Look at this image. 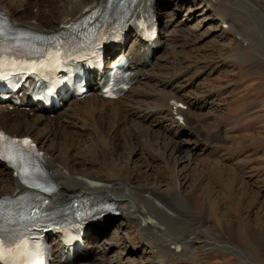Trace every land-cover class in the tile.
<instances>
[{
    "label": "rangeland",
    "instance_id": "374dc122",
    "mask_svg": "<svg viewBox=\"0 0 264 264\" xmlns=\"http://www.w3.org/2000/svg\"><path fill=\"white\" fill-rule=\"evenodd\" d=\"M202 1L161 0L168 13L160 16L162 31L168 26L165 34L181 41L164 44L148 70L168 68V76L179 81L182 96L196 106L191 119L203 146L196 150L198 139L193 137L185 140L182 151L174 150L165 145L168 141L161 137L165 131L156 122L149 133L145 129L150 121L139 124L124 116L120 125L105 120L108 143L102 138V147L82 135V144L93 145L94 151L85 155L79 146L75 156L98 164L94 170L101 176L110 177L116 170L119 177L122 170L126 183L153 188L155 196L181 193L188 199L190 212L178 206L176 214L169 212L171 218L159 214L163 222L160 219L161 227L153 230L160 231L159 243L170 236L176 240L166 255L169 264H264V249L257 258L249 249L255 236L264 240V15L251 12L245 0L233 7L226 0H212L221 7L204 14ZM249 5L264 11V0ZM176 6L181 7L179 15ZM222 17L232 21L231 30L222 29ZM74 107L66 105L59 115L71 114ZM84 120L79 123L85 124ZM62 126L57 128L61 131ZM192 149L193 163L188 164L187 152ZM110 217L113 221L103 228L107 232L100 238L98 251L106 253L111 264H158L153 251L141 242L138 222L126 224L120 214Z\"/></svg>",
    "mask_w": 264,
    "mask_h": 264
},
{
    "label": "bare ground",
    "instance_id": "6f19581e",
    "mask_svg": "<svg viewBox=\"0 0 264 264\" xmlns=\"http://www.w3.org/2000/svg\"><path fill=\"white\" fill-rule=\"evenodd\" d=\"M179 1L180 3L187 2V0ZM243 1L226 0L232 7L238 2L243 3ZM245 1L252 3L253 0ZM155 2L159 16L167 17L168 13L166 12L165 4L161 0H155ZM53 3V0H42L38 2H30L29 0H0V11L7 12L13 23L20 27H25L39 33H51L60 30L66 24L73 23L84 17L92 8H96L105 3V0H56V3ZM219 4L214 5L212 0H203L200 11L204 14L214 13L218 10L217 7ZM249 4H246V6L251 12L261 14L262 16L264 15L261 7H253V5L251 6ZM253 4L257 5L256 3ZM177 6L175 13L179 15L181 7ZM219 6L221 7V5ZM241 7H243V4ZM246 10L244 8L242 9L243 12L249 15ZM48 16L52 17V22H47ZM249 16L251 17V15ZM228 17L219 18L220 25L225 31L231 30L233 27L231 25L232 21ZM168 28L167 26L164 29L165 31L162 33L157 44V54L168 41L171 40L175 43L181 41V37L165 34L166 30L168 33ZM238 28L241 30L240 26ZM245 35L243 34V36ZM137 39L139 38L134 39V44L137 43ZM145 47L146 44L138 42L136 48L127 47V49H122L121 51V54H133L135 56V61L133 62L134 78L137 80H135L136 84L141 85L139 87L133 86L123 98L117 101L106 100L100 97L95 89H92V96L90 98L70 102V105L76 106L71 110V114L60 116L58 111L53 117L45 112H41L38 107H33L30 112L22 111L21 109L16 110L12 114H8L3 108H0V130L16 136L32 137L38 143L40 150L47 157L46 169L49 177L57 187V193L53 197L54 203L64 204L85 196H100L107 201L115 203L117 205V211H119L120 216H123L122 220L126 224H131L133 220L140 224L141 242L153 251L154 263L169 264L166 255L169 254V246H174L171 241L173 242L175 238L170 236L159 243V237L161 235H158L160 231L156 234L157 232L155 233L153 230L156 229L155 226L161 227L159 223L162 216L171 218L169 212L176 214V209L181 207V209L184 208L187 212H190L187 203L189 202L188 199H184L181 193H178V195H173L169 192L159 193V195L155 196L153 188L145 186L136 187L132 183H126L122 177L124 173L122 170H118L119 177H116V170L112 171V174L110 173V177L101 176L98 174V170V172L94 170L98 164L75 156V152H77L79 146H81L79 150L84 152L85 155H89L94 151L92 148L93 145L87 146V144H82L80 140L82 135H87L90 141L94 140L93 143H96V146L99 147L101 144L104 146L108 143L104 135L106 128L105 120L109 119L108 122H111L112 125L117 122L120 125V122H122L121 119L124 116L133 119V122L139 124L150 121L149 128L145 129L149 133L154 132L155 128L153 125L156 122L165 131H163L164 134H161V137L165 141H168L165 145L172 147L174 150L179 149L182 151L185 140L193 137L198 139L197 143L195 142L198 147L196 150H199L203 146L199 141L198 130L194 126L195 122H193V118L191 119V109L196 107L194 106L195 104L182 96V88L177 87L180 83L175 78L168 76V68L162 69L159 67L156 70L153 69L151 72L150 70L147 71L148 61L150 62V59L148 61L145 59ZM17 48H20V46ZM166 64L170 65L171 63L168 62ZM161 70H163V74H160ZM159 89L164 91H159ZM174 102L187 106V111L178 108ZM181 117L184 118V123L180 120ZM97 118L101 120L100 123L96 122ZM80 120H84L85 124H80ZM60 124L63 125L62 128L64 127L61 131L58 129ZM172 128L173 131L176 130L175 134H173ZM112 130L111 136L115 139L116 137ZM114 131L116 130L114 129ZM59 135L61 138H59ZM102 138L105 144L101 142ZM194 152L195 150L187 152V157H185L187 158L188 164L193 161ZM77 176H80V178ZM179 191L181 192V186ZM21 193H24V190H22V186L17 182L13 172L6 164L0 163V196L17 197ZM146 220H150L151 223H147L145 228L143 224L146 223ZM111 221L113 219L106 215L92 225V234L87 237L90 253L80 258L78 264H111L112 261L107 260L106 253L103 252L102 254V252L98 251L101 244L100 238L107 232L103 228L106 227L107 223H111ZM161 221L163 222L162 219ZM147 226H152L151 228L153 229L151 230ZM258 238H260L259 235L258 237L255 236L252 244H249L250 255L255 256V258L258 257L257 252L264 249V240ZM161 243L162 245L164 243V247H167V250ZM167 257L170 256L168 255Z\"/></svg>",
    "mask_w": 264,
    "mask_h": 264
},
{
    "label": "snow or ice",
    "instance_id": "6c2138e0",
    "mask_svg": "<svg viewBox=\"0 0 264 264\" xmlns=\"http://www.w3.org/2000/svg\"><path fill=\"white\" fill-rule=\"evenodd\" d=\"M3 35V27L0 26V37ZM49 40L58 41V38L52 37ZM4 140H9L12 144L17 143L11 141L4 133L0 132V142ZM23 143L30 144V141L25 140ZM3 158L5 157L0 155V159ZM13 167H16V165L13 164ZM19 173L23 183L29 188H37L43 192L52 191L49 187H42L40 183L34 182L26 168H20ZM43 202L47 203V201ZM5 203V201H0V209L3 208ZM23 207V211L14 214L11 212L5 214L0 211V264H43L44 258L50 255V252L46 248L39 247L35 240H32L31 249L25 247L23 251H20L21 245L25 244L26 240L32 239L33 233L30 232V229L43 223L45 219L51 220V217L41 209L39 204L25 205ZM38 212L41 214L37 215Z\"/></svg>",
    "mask_w": 264,
    "mask_h": 264
}]
</instances>
